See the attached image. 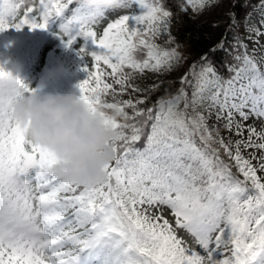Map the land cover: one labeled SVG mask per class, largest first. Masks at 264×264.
<instances>
[{
  "label": "snow or ice",
  "instance_id": "1",
  "mask_svg": "<svg viewBox=\"0 0 264 264\" xmlns=\"http://www.w3.org/2000/svg\"><path fill=\"white\" fill-rule=\"evenodd\" d=\"M219 2L183 0L180 7L203 11ZM133 4L142 11L120 15L101 34L92 26L108 15L89 13L84 22L77 0H38L18 22L16 15L4 18L9 3L0 8V31L44 29L58 17L65 47L78 37L95 46L77 51L92 61L82 69L87 77L78 84L79 100L113 132L105 145L113 159L102 181L81 186L57 177L53 169L61 158L31 143L11 116L12 106L35 90L0 65V264H264V176L258 175L264 154L245 158L241 151L264 153V128L247 126L243 139L242 123L264 120V55L256 57L255 47L250 54L234 32L236 13L229 12L224 38L190 66L175 94L147 108L141 107L146 98L118 99L128 89L142 91L131 83L136 73L170 72L184 59L177 48L155 43L168 33L173 15L163 0H124L122 9ZM253 10L258 20L251 12L245 16V39L259 45L264 0ZM218 51L232 55L227 78L210 59ZM221 126L241 139L222 137Z\"/></svg>",
  "mask_w": 264,
  "mask_h": 264
},
{
  "label": "clouds",
  "instance_id": "2",
  "mask_svg": "<svg viewBox=\"0 0 264 264\" xmlns=\"http://www.w3.org/2000/svg\"><path fill=\"white\" fill-rule=\"evenodd\" d=\"M81 19L88 22L89 13L115 12L123 8L124 0H77ZM16 2L4 10V18L17 14ZM11 116L26 129L27 139L43 145L58 157L54 166L57 177L81 186L98 183L104 178V166L112 162L113 153L105 145L113 132L105 127L99 114L93 116L79 100V95L26 94L13 106Z\"/></svg>",
  "mask_w": 264,
  "mask_h": 264
},
{
  "label": "trees",
  "instance_id": "3",
  "mask_svg": "<svg viewBox=\"0 0 264 264\" xmlns=\"http://www.w3.org/2000/svg\"><path fill=\"white\" fill-rule=\"evenodd\" d=\"M182 2L183 0H163L164 6L173 13L169 33L175 39L181 56L184 57L183 66L186 68V73L193 63L199 62L203 54L224 38L225 30L230 23L229 12L236 13L240 27L234 29V32L243 40L246 34L243 26L245 16L253 11L254 5L258 4L259 0H231L227 11L218 15L215 20H199L190 7H187L186 11H181ZM24 13L17 11L16 22L24 18ZM52 34L53 31L48 28V25L44 29L29 30L25 26L19 30L9 27L5 31H0V65L27 84L29 88L34 89L42 70L49 66L46 39ZM232 41L233 32H228L225 46L229 51L232 50ZM138 55L143 57V52ZM210 59L217 71L227 78L229 73L226 64L234 62L232 55L225 51H218ZM179 81L180 79L176 78L161 81L162 86L158 90H151L145 96V103L141 107H151L160 98L175 94L180 87ZM221 155L227 163L233 164L231 160L223 156V153ZM232 171L236 173L234 166Z\"/></svg>",
  "mask_w": 264,
  "mask_h": 264
},
{
  "label": "rangeland",
  "instance_id": "4",
  "mask_svg": "<svg viewBox=\"0 0 264 264\" xmlns=\"http://www.w3.org/2000/svg\"><path fill=\"white\" fill-rule=\"evenodd\" d=\"M231 0H220V2L210 8H206L203 11H193L195 16L199 20L203 19H213L215 20L218 15L225 13L228 9L229 2ZM16 2L20 4V8L17 11H24L26 12L28 7L33 6L38 2V0H0V8L3 7L5 3H13ZM191 8V7H190ZM142 11L139 9L135 4L132 5L131 8L121 9L115 12L108 13V19L103 20L94 27V30L101 34L103 28L106 27L108 22L114 21L115 19L119 18L120 15L128 14V13H138ZM252 20H258V12H252ZM54 27H55V34L49 36L46 39V43L48 46V59L50 62V66L45 70L43 73L42 78L40 79L37 87L35 88V94L37 95H45V94H73L79 95V88L78 84L86 79L87 72L83 71V67L86 63L91 64V57H81L77 55L78 49L83 45L86 50L88 51H95V46L92 45L90 42H85L82 38H77L76 42L73 43L70 47H65V40L66 38H61L59 36L60 32V24L61 19L58 17H51L48 20ZM248 34L246 33L243 37L244 42L247 44L249 52L251 54L252 49L255 47L257 51L254 53L256 57H260L264 55V49L260 47V45H264V38H260V44L255 45L253 41L246 40L245 37ZM171 38V43H169V39ZM155 43L159 45L162 49H172L177 48V43L172 35L169 33L162 34L155 40ZM63 49H66V52L63 54L60 52ZM185 67L183 66V60L179 64V66L174 67L172 71L166 73H154L145 71V73H136L134 78L132 79L131 83L137 86L142 91L133 92L131 89H128L126 93L123 95L118 96V99L127 100L129 98L133 100L137 99H144L145 96L152 90V86L155 84L160 83L163 80L167 79H180L185 74ZM109 82H111L109 80ZM119 87V86H115ZM109 102L112 100V96L109 95L106 97ZM237 121L240 120L239 116L236 117ZM215 118L213 117L212 120L209 121V124L212 125L214 123ZM244 124V131H243V139H247L248 132L247 126L251 125L254 126L257 131H261L264 128V120L258 119L256 117H250L247 121L242 122ZM215 135V133H213ZM220 134L222 137H229L231 136L232 140L241 139L240 136H237L235 132H228L223 127H220ZM255 139V137H254ZM259 143V141H257ZM242 154L245 158H249V153L254 152L257 157L264 154L261 150L258 149H243ZM252 163L254 165L257 164L256 160H253ZM258 175L264 176V172H258ZM163 215L165 218L169 219L170 223L174 225V218L170 215L169 211L165 209ZM178 235L186 241L187 246L194 248L196 251H200L201 254L202 250L199 249L198 245H195L193 242L192 237L187 234L183 230H178Z\"/></svg>",
  "mask_w": 264,
  "mask_h": 264
}]
</instances>
